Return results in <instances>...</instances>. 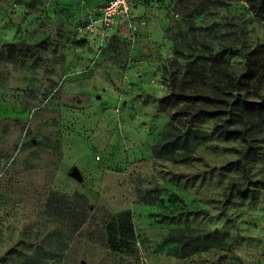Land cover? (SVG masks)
<instances>
[{
	"label": "rangeland",
	"instance_id": "obj_1",
	"mask_svg": "<svg viewBox=\"0 0 264 264\" xmlns=\"http://www.w3.org/2000/svg\"><path fill=\"white\" fill-rule=\"evenodd\" d=\"M101 1L0 0V264H264V136L248 181L239 138L190 102L160 103L186 65L190 84L218 71L264 90V0H142L103 39L79 37ZM176 122L206 134L188 159L154 157ZM124 210L132 253L107 243ZM213 230L185 253L179 233Z\"/></svg>",
	"mask_w": 264,
	"mask_h": 264
},
{
	"label": "trees",
	"instance_id": "obj_2",
	"mask_svg": "<svg viewBox=\"0 0 264 264\" xmlns=\"http://www.w3.org/2000/svg\"><path fill=\"white\" fill-rule=\"evenodd\" d=\"M264 3V1H261ZM250 6L254 5L250 3ZM179 69H182L176 63ZM182 77L177 78L174 72L168 77L169 91L160 99L164 108L172 102H190L193 110L191 117L204 116L215 119L214 128L224 137L239 138L246 149L242 148L239 158L232 162L244 170L245 178L249 181L246 172L244 157L251 151L261 136H264V90L259 91L256 97H247L242 91L240 78L223 79L218 71L212 72L215 81L209 85H195L186 81L185 77L191 75L188 65L182 69ZM202 75L203 73L200 72ZM199 75V72H198ZM205 131L196 129L190 124L176 122L172 124L165 134L154 145L151 152L154 157L188 159L195 151L198 143L204 138ZM258 182L259 181H255ZM248 189H242L246 192ZM107 243L111 250L119 252L134 251L135 231L131 213L128 210L119 211L107 221ZM186 242L183 244L185 253L205 250L213 246L217 236L223 233L218 230L200 231L191 236L179 233Z\"/></svg>",
	"mask_w": 264,
	"mask_h": 264
},
{
	"label": "built area",
	"instance_id": "obj_3",
	"mask_svg": "<svg viewBox=\"0 0 264 264\" xmlns=\"http://www.w3.org/2000/svg\"><path fill=\"white\" fill-rule=\"evenodd\" d=\"M133 5L134 0H108L101 6L86 7L76 29L77 35L88 37L97 32V36L103 39L108 29L115 25L117 17L129 16Z\"/></svg>",
	"mask_w": 264,
	"mask_h": 264
},
{
	"label": "crops",
	"instance_id": "obj_4",
	"mask_svg": "<svg viewBox=\"0 0 264 264\" xmlns=\"http://www.w3.org/2000/svg\"><path fill=\"white\" fill-rule=\"evenodd\" d=\"M108 0H103V1H101V3H96V2H94V3H91L92 5L91 6H97V5H103L104 3H106ZM139 2H142V0H134V5H133V7H132V9H131V11L133 10V8H134V6L137 4V3H139ZM121 19V17H117V19H116V23L119 21ZM97 31V30H96ZM97 32H95L94 34H92V35H88V38L89 39H92V38H95V37H97V34H96ZM87 38V39H88Z\"/></svg>",
	"mask_w": 264,
	"mask_h": 264
},
{
	"label": "water",
	"instance_id": "obj_5",
	"mask_svg": "<svg viewBox=\"0 0 264 264\" xmlns=\"http://www.w3.org/2000/svg\"><path fill=\"white\" fill-rule=\"evenodd\" d=\"M70 174L73 176V177H75L76 179H78V180H82V176H81V174H80V171H79V169L76 167V166H73L72 167V169H71V171H70Z\"/></svg>",
	"mask_w": 264,
	"mask_h": 264
}]
</instances>
